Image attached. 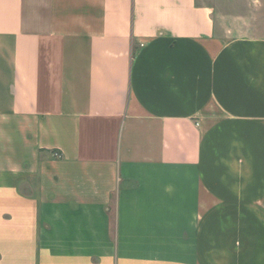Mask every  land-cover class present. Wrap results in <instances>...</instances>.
Instances as JSON below:
<instances>
[{
  "label": "crops",
  "instance_id": "1",
  "mask_svg": "<svg viewBox=\"0 0 264 264\" xmlns=\"http://www.w3.org/2000/svg\"><path fill=\"white\" fill-rule=\"evenodd\" d=\"M0 264H264V38L0 0Z\"/></svg>",
  "mask_w": 264,
  "mask_h": 264
},
{
  "label": "rangeland",
  "instance_id": "2",
  "mask_svg": "<svg viewBox=\"0 0 264 264\" xmlns=\"http://www.w3.org/2000/svg\"><path fill=\"white\" fill-rule=\"evenodd\" d=\"M213 9L219 32L264 38V0H198Z\"/></svg>",
  "mask_w": 264,
  "mask_h": 264
}]
</instances>
